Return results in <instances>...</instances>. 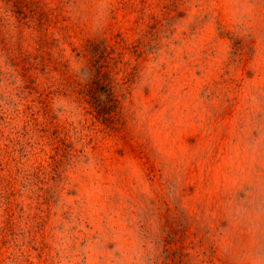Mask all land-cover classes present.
I'll return each mask as SVG.
<instances>
[{"label":"rangeland","instance_id":"374dc122","mask_svg":"<svg viewBox=\"0 0 264 264\" xmlns=\"http://www.w3.org/2000/svg\"><path fill=\"white\" fill-rule=\"evenodd\" d=\"M0 264H264V0H0Z\"/></svg>","mask_w":264,"mask_h":264}]
</instances>
